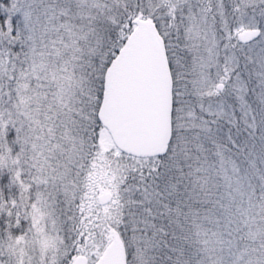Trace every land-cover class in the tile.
<instances>
[{
    "label": "snow or ice",
    "instance_id": "snow-or-ice-1",
    "mask_svg": "<svg viewBox=\"0 0 264 264\" xmlns=\"http://www.w3.org/2000/svg\"><path fill=\"white\" fill-rule=\"evenodd\" d=\"M0 264H264V0H0Z\"/></svg>",
    "mask_w": 264,
    "mask_h": 264
}]
</instances>
